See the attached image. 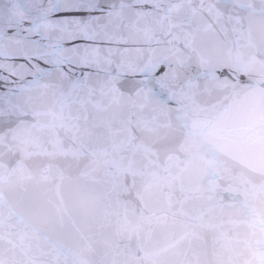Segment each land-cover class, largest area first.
<instances>
[{
    "label": "water",
    "instance_id": "water-1",
    "mask_svg": "<svg viewBox=\"0 0 264 264\" xmlns=\"http://www.w3.org/2000/svg\"><path fill=\"white\" fill-rule=\"evenodd\" d=\"M0 264H161L146 0H0Z\"/></svg>",
    "mask_w": 264,
    "mask_h": 264
},
{
    "label": "snow or ice",
    "instance_id": "snow-or-ice-1",
    "mask_svg": "<svg viewBox=\"0 0 264 264\" xmlns=\"http://www.w3.org/2000/svg\"><path fill=\"white\" fill-rule=\"evenodd\" d=\"M103 9L99 6L97 7H72V8H59L57 9L58 15L65 16H88L90 13H101ZM99 19V17H97ZM87 41L86 37L83 36H73L70 40L65 41L66 45H71L73 49L79 50V46ZM45 63H48L45 61Z\"/></svg>",
    "mask_w": 264,
    "mask_h": 264
}]
</instances>
